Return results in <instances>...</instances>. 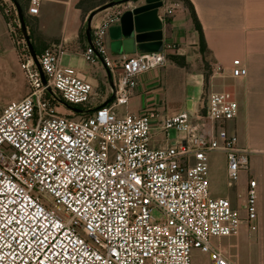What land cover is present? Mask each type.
Instances as JSON below:
<instances>
[{"label": "built area", "instance_id": "2783aa9c", "mask_svg": "<svg viewBox=\"0 0 264 264\" xmlns=\"http://www.w3.org/2000/svg\"><path fill=\"white\" fill-rule=\"evenodd\" d=\"M28 1L29 13L39 14L44 0ZM12 13L16 33L20 16ZM122 14L103 16L83 51L112 77L115 96L105 106L96 105L93 83L63 63L62 42L37 55L44 84L26 38L18 41L29 91L0 112V264H192L194 250L209 253L211 264H232L213 238L244 222L258 226L256 179L242 188L241 204L210 190L212 151L225 152L231 187L250 173V150L228 126L239 109L230 92L213 91L200 107L167 116L157 105L121 112L140 76L164 67L169 55L164 48L113 57L109 29ZM231 73L245 77L248 68L237 58ZM60 105L85 111L71 109L74 117ZM154 127L166 137L174 130L173 144L152 147Z\"/></svg>", "mask_w": 264, "mask_h": 264}, {"label": "crops", "instance_id": "0c3cea01", "mask_svg": "<svg viewBox=\"0 0 264 264\" xmlns=\"http://www.w3.org/2000/svg\"><path fill=\"white\" fill-rule=\"evenodd\" d=\"M80 0H44L63 6L65 17L61 30L45 31L41 17L39 28L47 42L58 41L65 46L64 56L69 57V64L90 80L99 98L96 102H105L112 94L107 77V70L102 65L88 63L84 56L88 42L84 27L89 12L78 7ZM196 17L204 33L206 46L202 47L200 33L196 28L192 8L182 0H164L159 16L164 24V48L168 49V61L162 68L152 69L140 76L128 105L121 112L141 113L145 107L157 105L164 116L177 111L200 107L213 91L230 92L239 104L236 118L229 122L231 131L236 132L239 145L250 150L249 178L257 180V228L250 229L246 222L231 236L236 239L242 232L251 235L256 232V240L250 239L251 245L264 247V0H190ZM145 0L118 4L124 11L133 8ZM42 5V6H43ZM173 13L164 18L168 8ZM113 11L117 7H112ZM45 14L43 9L40 13ZM112 11H101L93 19L92 30L97 27L103 16ZM120 24V20L115 24ZM108 45L113 57L120 58L127 53H117ZM140 52V51H137ZM136 52V53H137ZM135 54V53H133ZM241 59L248 68L245 77L232 76L234 59ZM217 64L220 70H215ZM171 136L154 127L151 145L154 148L173 144ZM210 190L214 196L230 197L238 203V184L229 185L226 154L222 150L209 153ZM247 183V182H246ZM246 185V184H245ZM243 185L242 188L245 186ZM235 190V199L232 198ZM237 199V200H236ZM218 238V237H217ZM213 243V242H212ZM215 248L222 250L232 264H238L227 255L223 237Z\"/></svg>", "mask_w": 264, "mask_h": 264}, {"label": "rangeland", "instance_id": "374dc122", "mask_svg": "<svg viewBox=\"0 0 264 264\" xmlns=\"http://www.w3.org/2000/svg\"><path fill=\"white\" fill-rule=\"evenodd\" d=\"M111 1L115 0H88L86 3H84V7L95 9L98 6ZM18 5L24 12L30 41L34 46L36 52H40L52 43L58 42H47L45 40L43 31L39 28V17L43 19L42 26L43 28H45L44 30L51 31L53 33L61 30L62 21L65 17V10L63 9V6L58 4L49 3L45 6L42 4L43 6L41 5L40 9H43V11H45V14L42 17V12L37 15L29 13L28 0H7L6 4L4 5H2L0 0V112L7 104L18 101L21 98L25 97L29 91L25 74L20 66L22 45L18 41H21L22 35L24 36V34L21 28L20 30L18 29L16 33H10L8 26V23L12 21V12H15V8L18 11ZM112 7L118 8V5ZM112 7H109L103 11H113ZM6 9L10 11L9 15L6 14ZM89 13L87 17L89 16ZM86 26L87 19L83 30L84 33ZM63 63L69 64L68 56L63 57ZM59 110L60 112L67 115L74 117L76 116V114L70 111L71 109L69 108V106L60 105ZM169 136L174 138L176 136V132L174 130H171L169 132ZM248 179V173L242 172L239 179L240 185L237 191L238 203L240 204L243 195L242 186L246 184ZM235 196L236 192L234 190L232 198L235 199ZM153 215L156 218L162 217L161 212L158 210H154ZM251 233V235L253 236H249L248 233L243 231L241 236H239L237 239L235 236H232V239L230 241L228 237H223V245H225L227 248V255L230 258L232 256L233 260L238 262V264H264V247L261 244L251 245L250 239L256 240V232ZM218 241L219 238H213L212 240V242L215 244H218ZM192 264H211L209 253L201 252L200 250H194L192 256Z\"/></svg>", "mask_w": 264, "mask_h": 264}, {"label": "water", "instance_id": "95a60500", "mask_svg": "<svg viewBox=\"0 0 264 264\" xmlns=\"http://www.w3.org/2000/svg\"><path fill=\"white\" fill-rule=\"evenodd\" d=\"M16 1V0H15ZM136 2L139 0H115L102 4L93 9L87 17V26L85 28L88 42L92 43V22L94 17L101 11L127 2ZM164 5V0H145V3L139 4L123 12L120 17V24L113 25L109 29L111 42V49L117 53L133 54L137 51L151 52L161 51L164 49V24L159 16V10ZM18 11L21 21V29L26 38L31 54L36 62L44 84H47L46 77L39 64L37 52L30 41L28 27L26 25L25 16L22 8L18 5ZM107 77L112 87L111 96L102 103L103 106L107 105L115 96L114 83L112 77L107 71ZM70 109L82 112L85 111L79 107L70 106Z\"/></svg>", "mask_w": 264, "mask_h": 264}, {"label": "trees", "instance_id": "16d2710c", "mask_svg": "<svg viewBox=\"0 0 264 264\" xmlns=\"http://www.w3.org/2000/svg\"><path fill=\"white\" fill-rule=\"evenodd\" d=\"M88 0H80L78 2V7L81 8L84 12H90L93 8H85L84 7V3H86ZM184 1L186 4H188L191 8H192V11H193V16H194V20H195V24H196V28L198 29L199 33H200V42H201V46L202 47H205L206 46V41H205V38H204V33H203V29H202V26L198 20V18L196 17L195 15V12H194V9H193V6H192V3L190 2V0H182ZM42 51V50H41ZM40 51V52H41ZM40 52L37 51V55L40 54Z\"/></svg>", "mask_w": 264, "mask_h": 264}]
</instances>
